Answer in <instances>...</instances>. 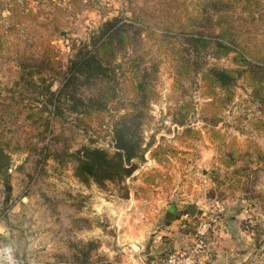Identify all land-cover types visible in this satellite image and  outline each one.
<instances>
[{
    "label": "rangeland",
    "instance_id": "374dc122",
    "mask_svg": "<svg viewBox=\"0 0 264 264\" xmlns=\"http://www.w3.org/2000/svg\"><path fill=\"white\" fill-rule=\"evenodd\" d=\"M137 1L18 0V6L0 0V149L12 157L10 165L0 168V248L9 249L5 264H75L74 256L89 243L94 245L92 264L147 262L152 232L165 227L166 211L174 210L181 219L191 203L202 208L201 216L206 218L219 200L225 211L227 206L244 210L243 228L248 211L251 233L264 230V162L250 156L256 147L264 149V131L258 128L264 121V104L253 99L252 88L240 79L233 100L213 127L201 111L211 99L203 96L200 75H181L179 55L191 53L185 37H170L164 22H152L150 29L134 23L132 8ZM199 1L189 0L190 7ZM261 9L241 18V8L233 7L229 26L251 54L263 59ZM114 18L128 25L126 54L146 55L138 74L156 71L158 97L150 104L146 140L155 143L153 148L170 145L179 153L159 163L148 151L122 185L109 183L103 189L82 183L73 161L55 157L84 144L113 151L110 132L106 126L101 133L82 129L67 110L56 114L49 92L61 87L70 60ZM219 29L216 25L214 34ZM234 55L220 57L210 47L203 58L209 66L234 68ZM96 92L95 88L81 91L85 97ZM185 105L190 112L185 125H180L177 121L183 120ZM185 127L199 130L201 139L181 140ZM213 128L223 134L224 145L212 138ZM229 152L234 157H228ZM243 167L246 171L241 175L238 170ZM155 170L160 172L157 183L146 184L145 175ZM129 242L143 247L140 251L130 247L135 248L131 251L126 249Z\"/></svg>",
    "mask_w": 264,
    "mask_h": 264
},
{
    "label": "trees",
    "instance_id": "16d2710c",
    "mask_svg": "<svg viewBox=\"0 0 264 264\" xmlns=\"http://www.w3.org/2000/svg\"><path fill=\"white\" fill-rule=\"evenodd\" d=\"M10 1L20 5L18 0ZM158 1L159 4L150 5L148 1L141 3L139 0L133 4V22H139L146 29L152 27V22H164L170 37H185L191 53L179 55L181 75L186 78H191L193 74L200 75L203 96L211 99L201 107V111L213 127L221 121V114L233 100L234 88L240 79L247 81L252 88L253 99L264 104V58L259 54H251L247 45L237 39L235 30L229 26L233 21V7L239 6L240 17L246 18V15L251 16L261 8L264 14V2L202 0L192 8L189 0ZM216 25L220 27L217 35L214 34ZM127 26L120 18L106 21L90 44H84L70 60L62 73L61 87L49 92V101L56 114H63L62 110H67L75 115L82 129L101 133L106 126L110 132L113 151L94 144H84L73 152H63L55 157L60 162L66 158L73 161L75 176L82 183H95L103 189L109 183L122 185L139 169V162L144 160L148 151L159 163L168 162L170 157L179 153L177 148L170 145L159 144L153 148L155 143L146 140L145 126L150 116V104L158 97L154 84L156 71L138 74L140 66L146 63V55L137 54L136 51L126 54ZM207 30L209 35L206 34ZM1 35L0 31V45L3 38ZM210 47L220 57L235 53V67L221 68L206 64L203 54ZM119 56L123 59L117 62ZM83 88H95L97 92L85 97L81 93ZM188 106H184L183 120L177 121L180 125H185L184 118L190 112ZM258 128L264 131V121L259 123ZM211 136L225 144L219 130L213 128ZM201 137L199 130L189 127H185L180 135L183 141L199 140ZM253 151L250 156L255 157L257 163L264 162V149L256 147ZM228 157H234V153L229 152ZM225 163L229 165L232 162L226 160ZM238 171L242 175L246 168ZM159 176L157 170L147 173L144 182L154 185ZM93 246L89 243L87 248L74 256L73 262L92 264Z\"/></svg>",
    "mask_w": 264,
    "mask_h": 264
},
{
    "label": "crops",
    "instance_id": "0c3cea01",
    "mask_svg": "<svg viewBox=\"0 0 264 264\" xmlns=\"http://www.w3.org/2000/svg\"><path fill=\"white\" fill-rule=\"evenodd\" d=\"M135 200V199H133ZM132 203V200H130ZM136 200L134 201V203ZM168 211H166L165 215ZM210 214L208 217H210ZM147 215H151L148 213ZM244 210L236 211L234 208L226 207L224 222L216 231H212L207 237V248L210 264H264V235L260 228L259 232H251L243 228ZM262 216V215H261ZM204 217V216H201ZM200 217L196 218L197 220ZM264 218V216H263ZM182 218L168 221L161 230L153 231V241L148 251L147 262H134L135 264H160L162 258L171 250L187 245L192 234L181 227ZM152 224V223H150ZM149 224V225H150ZM166 236V237H165ZM140 241V239H138ZM121 245L123 242H120ZM126 249L136 247L137 251L143 247L140 243H127ZM135 251V248L130 249ZM134 253L133 257L135 256ZM139 256V253H137Z\"/></svg>",
    "mask_w": 264,
    "mask_h": 264
},
{
    "label": "built area",
    "instance_id": "2783aa9c",
    "mask_svg": "<svg viewBox=\"0 0 264 264\" xmlns=\"http://www.w3.org/2000/svg\"><path fill=\"white\" fill-rule=\"evenodd\" d=\"M224 202L214 201L212 214L210 217H200L198 220L189 215H182L181 227L192 234L190 242L180 248L169 251L161 260L160 264H210L209 251L207 248V237L212 231L221 228L224 222ZM244 228L252 231L251 215L246 211ZM8 247L0 248V264H5L9 260Z\"/></svg>",
    "mask_w": 264,
    "mask_h": 264
},
{
    "label": "water",
    "instance_id": "95a60500",
    "mask_svg": "<svg viewBox=\"0 0 264 264\" xmlns=\"http://www.w3.org/2000/svg\"><path fill=\"white\" fill-rule=\"evenodd\" d=\"M11 161H12L11 155L5 152L3 149H0V168L10 165ZM173 211L174 210H170L167 212L166 219L168 221H172V220H175L176 218H180V216L179 215L177 216ZM203 213H204V210L202 208H199L196 203H191V204H188V212H185L182 215L186 214L192 218H196L197 216L203 215Z\"/></svg>",
    "mask_w": 264,
    "mask_h": 264
},
{
    "label": "bare ground",
    "instance_id": "6f19581e",
    "mask_svg": "<svg viewBox=\"0 0 264 264\" xmlns=\"http://www.w3.org/2000/svg\"><path fill=\"white\" fill-rule=\"evenodd\" d=\"M8 248H6V250H7Z\"/></svg>",
    "mask_w": 264,
    "mask_h": 264
}]
</instances>
